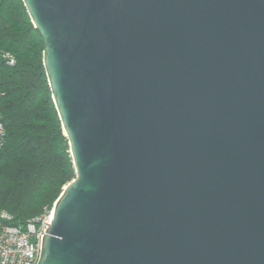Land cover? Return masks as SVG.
<instances>
[{
    "label": "water",
    "instance_id": "1",
    "mask_svg": "<svg viewBox=\"0 0 264 264\" xmlns=\"http://www.w3.org/2000/svg\"><path fill=\"white\" fill-rule=\"evenodd\" d=\"M74 180L37 264H264V0H21Z\"/></svg>",
    "mask_w": 264,
    "mask_h": 264
},
{
    "label": "trees",
    "instance_id": "2",
    "mask_svg": "<svg viewBox=\"0 0 264 264\" xmlns=\"http://www.w3.org/2000/svg\"><path fill=\"white\" fill-rule=\"evenodd\" d=\"M42 55L22 1L0 0V212L22 230L49 211L75 177Z\"/></svg>",
    "mask_w": 264,
    "mask_h": 264
},
{
    "label": "built area",
    "instance_id": "3",
    "mask_svg": "<svg viewBox=\"0 0 264 264\" xmlns=\"http://www.w3.org/2000/svg\"><path fill=\"white\" fill-rule=\"evenodd\" d=\"M9 65H13V60L9 61ZM3 138L4 130L0 123V148ZM11 219L10 215L0 212V264H37L50 216L33 219L24 230L11 226Z\"/></svg>",
    "mask_w": 264,
    "mask_h": 264
},
{
    "label": "rangeland",
    "instance_id": "4",
    "mask_svg": "<svg viewBox=\"0 0 264 264\" xmlns=\"http://www.w3.org/2000/svg\"><path fill=\"white\" fill-rule=\"evenodd\" d=\"M52 209H53V207L49 211L43 213L40 217H42L44 219H47L50 216V213L52 212Z\"/></svg>",
    "mask_w": 264,
    "mask_h": 264
},
{
    "label": "bare ground",
    "instance_id": "5",
    "mask_svg": "<svg viewBox=\"0 0 264 264\" xmlns=\"http://www.w3.org/2000/svg\"><path fill=\"white\" fill-rule=\"evenodd\" d=\"M51 216H52V212L50 213V218H51Z\"/></svg>",
    "mask_w": 264,
    "mask_h": 264
}]
</instances>
